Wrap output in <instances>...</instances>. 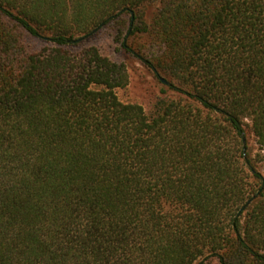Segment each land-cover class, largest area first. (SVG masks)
I'll list each match as a JSON object with an SVG mask.
<instances>
[{"label": "trees", "instance_id": "16d2710c", "mask_svg": "<svg viewBox=\"0 0 264 264\" xmlns=\"http://www.w3.org/2000/svg\"><path fill=\"white\" fill-rule=\"evenodd\" d=\"M105 27L164 76L151 112ZM248 130L264 0H0V264H264Z\"/></svg>", "mask_w": 264, "mask_h": 264}, {"label": "rangeland", "instance_id": "374dc122", "mask_svg": "<svg viewBox=\"0 0 264 264\" xmlns=\"http://www.w3.org/2000/svg\"><path fill=\"white\" fill-rule=\"evenodd\" d=\"M155 8H151L153 11ZM89 43L99 47L103 54L112 59L124 63L129 74V83L123 88H118L117 93L122 101L137 102L142 104L148 112H151L155 102L166 88L161 82L160 76L152 70L135 53L125 50L115 37V30L105 27L94 34ZM131 45L137 50H143L149 56L153 51L158 52L159 47L154 46L146 36H135L130 40ZM134 49V50H135ZM163 79L164 76L162 77ZM249 151L256 163L257 169L264 175V147L259 145L251 130L247 131ZM207 264H219L216 258L211 259Z\"/></svg>", "mask_w": 264, "mask_h": 264}, {"label": "water", "instance_id": "95a60500", "mask_svg": "<svg viewBox=\"0 0 264 264\" xmlns=\"http://www.w3.org/2000/svg\"><path fill=\"white\" fill-rule=\"evenodd\" d=\"M165 82H166V80L165 79H163Z\"/></svg>", "mask_w": 264, "mask_h": 264}]
</instances>
